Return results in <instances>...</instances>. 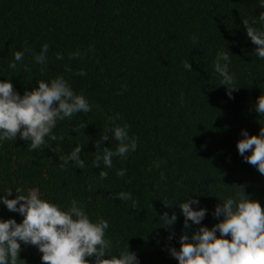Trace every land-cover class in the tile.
Wrapping results in <instances>:
<instances>
[{
  "label": "trees",
  "instance_id": "trees-1",
  "mask_svg": "<svg viewBox=\"0 0 264 264\" xmlns=\"http://www.w3.org/2000/svg\"><path fill=\"white\" fill-rule=\"evenodd\" d=\"M262 12L260 0H0V81L11 80L23 96L38 81L63 76L92 108L58 122V139L49 147L29 151L19 135L3 142L0 196L12 189L8 198L14 199L16 188L24 195L38 189L64 209L76 200L93 221L109 222L106 238L114 251L129 248L140 264H179L171 249H180V237L219 223L216 207L240 187L264 208V175L237 148L242 130L252 136L264 128V116L255 111L264 95V60L243 25ZM45 43L50 47L41 71L34 56ZM24 48L31 52L10 68ZM220 51L232 59L234 99L214 71ZM116 113L121 119L113 121ZM114 124L128 126L138 149L127 159L114 158L112 168L102 161L97 168V141ZM77 144L85 168L61 167ZM103 146L115 150L117 141ZM120 192H131L137 206L115 198ZM188 198L208 211L200 225L185 228L179 203ZM164 213L178 217L169 228L160 219ZM0 219L22 223L24 217L0 204ZM21 249L18 264H43L37 246L21 242ZM86 259L95 264L94 257Z\"/></svg>",
  "mask_w": 264,
  "mask_h": 264
},
{
  "label": "clouds",
  "instance_id": "clouds-1",
  "mask_svg": "<svg viewBox=\"0 0 264 264\" xmlns=\"http://www.w3.org/2000/svg\"><path fill=\"white\" fill-rule=\"evenodd\" d=\"M260 6L264 7V0H260ZM255 24H264V12L251 23L243 20L247 37L257 46L255 54L258 59L264 60V29L253 27ZM49 47L45 43L40 53L34 56L35 63L42 66L41 71L47 66ZM30 52L27 48L16 51L9 67L15 69L17 62H23L25 54ZM231 63L228 52L220 51L215 58L214 71L222 77L220 85L227 86V94L234 99L232 92L238 88L231 86L235 82L234 75L230 73ZM184 67L192 71L190 62H186ZM79 74L86 75L84 72ZM37 84L38 87L21 96L14 90L11 80L0 81V146L5 141H16L19 135L27 142L29 151L49 147L48 141L58 139L54 133L58 122L92 110L87 98L77 94L63 76L47 82L40 80ZM255 111L264 116V95L258 98ZM112 119L119 120L121 116L116 113ZM241 135L243 138L237 144L239 154L264 175V128L259 135L250 136L246 129ZM109 139L117 141L115 150L103 146ZM137 149L138 138L129 134L128 126L114 124L97 141L96 152L99 154L94 165L99 168L102 161L105 168H112L114 158L127 159ZM82 150L77 144L70 154L61 158V167L72 162L80 169L85 168L81 159ZM249 151L251 155H245ZM107 175L105 171L100 172L102 179ZM117 175L124 177L125 171L120 170ZM23 192L24 189L16 188L14 199L8 198L13 195L12 189L0 196V204L24 217L22 223H17L15 219H0V264H18L21 242L37 246L43 254V264H90L86 259L89 257L95 258V264H140L137 254L130 252L129 248L127 251H114L112 241L106 238L109 222L104 219L93 221L78 201L72 200L71 207L64 209L44 199L38 189H28L27 195ZM115 198L131 200L133 208L138 204L131 192H120ZM199 203L198 199L190 198L179 203L185 228L190 227L189 222L200 225L205 219L208 210L199 208ZM165 205L172 207L167 200ZM214 216L223 219L211 229L203 226L191 237L187 234L181 236L180 249H171V255L179 264H264V208L260 202L250 199L240 187L235 196L224 199L216 207ZM160 219L163 226L169 228L178 217L175 213L171 216L164 213ZM114 253H119V256ZM106 256L110 258L105 259Z\"/></svg>",
  "mask_w": 264,
  "mask_h": 264
}]
</instances>
